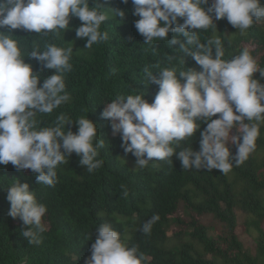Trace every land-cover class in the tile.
<instances>
[{"label": "clouds", "instance_id": "obj_1", "mask_svg": "<svg viewBox=\"0 0 264 264\" xmlns=\"http://www.w3.org/2000/svg\"><path fill=\"white\" fill-rule=\"evenodd\" d=\"M129 2L132 15L138 17L134 27L144 44L167 40L183 53V63L190 57L200 71L188 68L178 78L175 68H162L153 75L145 66L148 83L158 87L153 102L148 103L142 94L117 96L104 105L100 118L109 122L113 134L120 135L121 147L135 158L136 167L144 168L150 161L172 163L175 154L183 170L229 173L233 164L244 163L255 151L264 123V84L260 82L264 69L248 49L231 60L223 59L225 49L219 36L201 43L199 33L209 29L215 33L214 19H226L246 35L255 24L264 22V5L261 0H120L124 5ZM89 5L90 0H0V165L11 163L17 172L30 170L37 184L48 187L55 186L58 166L73 153L87 172L100 168L103 161L97 159L98 149L104 147V140L97 141V125L85 117L73 123L61 114L55 126L38 128L37 113L51 114L71 99L65 74L72 71L73 48L47 43L40 51L33 46L28 58L52 73L41 82L40 72L25 62L12 32L59 35L68 30L71 18H78L81 24L75 36L91 48L108 40V33L100 29L109 15L122 22L125 12L105 8L100 0H91ZM257 72L259 79L253 78ZM198 121L206 123L203 131ZM197 131L199 150L177 152L180 142ZM6 200L8 215L22 221L25 230L21 235L28 244L39 245L45 231V205L37 201L27 183L16 180L7 187ZM158 220L159 215L153 214L138 231L150 235ZM95 230L84 264H143V253L138 254L136 246L129 247L110 223H101Z\"/></svg>", "mask_w": 264, "mask_h": 264}, {"label": "trees", "instance_id": "obj_2", "mask_svg": "<svg viewBox=\"0 0 264 264\" xmlns=\"http://www.w3.org/2000/svg\"><path fill=\"white\" fill-rule=\"evenodd\" d=\"M100 2L105 8L123 10L125 17L120 22L110 14L100 29L108 33V40L91 48H85L86 41L75 36V29L81 24L78 18H71L68 30L59 35L12 32L25 62L40 72L41 82L52 73L41 70L35 59L28 58L33 46L40 51L47 43L73 48L72 71L65 74L71 99L51 114L37 113L38 128L55 126L61 114L73 123L85 117L97 125V141L103 139L104 147L98 149L97 157L103 164L92 173L79 164V157L73 153L58 166L54 187L37 184L30 170L17 172L11 163L0 165V264H84L96 238L95 229L101 223H110L129 247L136 246L138 254L143 253V264H264V123L260 125L255 151L244 163L233 164L227 174L216 169L183 170L175 154L172 163L150 161L144 168L136 167L135 158L121 147L120 135L113 134L109 122L100 118L104 105L117 96L130 94H142L152 103L158 87L148 83L145 66L153 75L162 68H175L178 78L180 71L200 68L190 57H185L183 63V53L177 50L178 46L170 47L167 40L144 44L134 27L138 17L132 15L131 2ZM213 22L217 31L201 30V43L219 36L225 49L223 59L231 60L248 49L264 69V22L255 24L246 35H241L226 19ZM172 36L169 33L168 38ZM169 56L173 57L171 61ZM253 78L259 79V73ZM260 82L264 84V80ZM198 123L203 131L206 123ZM71 131H77L75 124ZM232 134H236L235 130ZM199 140L197 131L181 141L176 151H198ZM230 151L235 152L234 146H230ZM15 180L27 183L47 209L39 245L28 244L21 235L25 230L22 221L8 215L7 187ZM235 210L245 215L243 234H256L252 249H247L236 233ZM153 214H158L159 220L151 234L144 235L138 229ZM206 216L218 224L219 230L203 224ZM210 231L215 233L211 235Z\"/></svg>", "mask_w": 264, "mask_h": 264}, {"label": "rangeland", "instance_id": "obj_3", "mask_svg": "<svg viewBox=\"0 0 264 264\" xmlns=\"http://www.w3.org/2000/svg\"><path fill=\"white\" fill-rule=\"evenodd\" d=\"M235 215H236L237 224H238V228L236 230V233L240 236L241 240L244 242L245 247L247 249H252L253 242H254L253 240L256 237V234H252L251 236H246L245 234H243L242 225H243V223L245 221V215L239 210H235ZM202 222L209 229L219 230L218 224L209 216L204 217ZM213 233H215V232L214 231H210L211 235H213ZM171 235H172V232L170 230L169 233H168V236L171 237Z\"/></svg>", "mask_w": 264, "mask_h": 264}]
</instances>
